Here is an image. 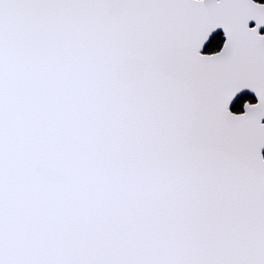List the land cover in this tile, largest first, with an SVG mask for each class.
Instances as JSON below:
<instances>
[{
  "label": "snow or ice",
  "instance_id": "obj_1",
  "mask_svg": "<svg viewBox=\"0 0 264 264\" xmlns=\"http://www.w3.org/2000/svg\"><path fill=\"white\" fill-rule=\"evenodd\" d=\"M262 26L254 0H0V264H264Z\"/></svg>",
  "mask_w": 264,
  "mask_h": 264
},
{
  "label": "water",
  "instance_id": "obj_2",
  "mask_svg": "<svg viewBox=\"0 0 264 264\" xmlns=\"http://www.w3.org/2000/svg\"><path fill=\"white\" fill-rule=\"evenodd\" d=\"M254 2L257 3V4H264V3H260V2H258V1H256V0H254ZM248 26H249V28H254V27L256 26L255 21H254V20H253V21H249V25H248ZM217 34H221V35H222V38H223V41H224L222 48H221L218 52H216V53H205V47L207 46V44L209 43V41L211 40V38H212L213 36L217 35ZM259 34H260V35H264V26H262V27L259 29ZM225 43H226V36H225V33H224L223 28H217V29L211 34L209 40L204 44L203 48L201 49V54H202V55H205V56H212V55H215V54L219 53V52L223 49ZM244 95H249V96H252V97L255 98V102H254V103H249V104L255 105V104L258 103V98H257V96L255 95V93L252 92L251 90L245 89V90H242L240 93H238V94L236 95V97L233 99L232 103H231L230 106H229V110H230V112H232V113L235 114V115H241V114L244 113V109H243V112H241V113H236V112H233V110H232V107L234 106V104L236 103V101H237L240 97H242V96H244ZM261 122L264 123V121H261ZM261 156L264 157V149H261Z\"/></svg>",
  "mask_w": 264,
  "mask_h": 264
},
{
  "label": "trees",
  "instance_id": "obj_3",
  "mask_svg": "<svg viewBox=\"0 0 264 264\" xmlns=\"http://www.w3.org/2000/svg\"><path fill=\"white\" fill-rule=\"evenodd\" d=\"M260 3H264V0H256ZM223 38L221 34H217L211 38L207 46L205 47V53H215L218 52L223 46ZM254 97L249 95L242 96L239 100L236 101L234 106L232 107L233 112L239 113L243 110V105L245 101L250 100L253 101Z\"/></svg>",
  "mask_w": 264,
  "mask_h": 264
},
{
  "label": "flooded vegetation",
  "instance_id": "obj_4",
  "mask_svg": "<svg viewBox=\"0 0 264 264\" xmlns=\"http://www.w3.org/2000/svg\"><path fill=\"white\" fill-rule=\"evenodd\" d=\"M240 98H241V97H240ZM240 98H239V99H240ZM239 99H238V100H239ZM254 102H255V98L253 99V101H250V100L245 101V103H254ZM245 103H244V104H245ZM243 109H244V107H243ZM242 112H243V110H242ZM239 113H241V112H239Z\"/></svg>",
  "mask_w": 264,
  "mask_h": 264
}]
</instances>
